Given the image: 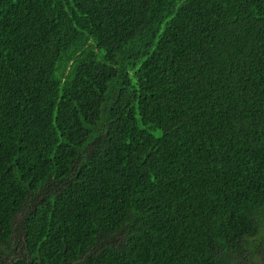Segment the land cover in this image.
Returning a JSON list of instances; mask_svg holds the SVG:
<instances>
[{
  "label": "trees",
  "instance_id": "1",
  "mask_svg": "<svg viewBox=\"0 0 264 264\" xmlns=\"http://www.w3.org/2000/svg\"><path fill=\"white\" fill-rule=\"evenodd\" d=\"M263 261L264 0H0V264Z\"/></svg>",
  "mask_w": 264,
  "mask_h": 264
},
{
  "label": "rangeland",
  "instance_id": "2",
  "mask_svg": "<svg viewBox=\"0 0 264 264\" xmlns=\"http://www.w3.org/2000/svg\"><path fill=\"white\" fill-rule=\"evenodd\" d=\"M261 260H262V258H261ZM244 264H250V263H244ZM260 264H264V261H263V263H260Z\"/></svg>",
  "mask_w": 264,
  "mask_h": 264
}]
</instances>
